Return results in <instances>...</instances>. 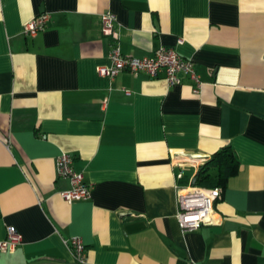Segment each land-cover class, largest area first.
I'll list each match as a JSON object with an SVG mask.
<instances>
[{
    "label": "crops",
    "instance_id": "1",
    "mask_svg": "<svg viewBox=\"0 0 264 264\" xmlns=\"http://www.w3.org/2000/svg\"><path fill=\"white\" fill-rule=\"evenodd\" d=\"M50 15L35 38L25 27ZM112 13L123 54L162 47L195 63L202 82L122 72L110 79ZM183 41L182 44L179 42ZM231 146L241 167L216 223L184 233L178 187ZM61 154L91 187L68 203ZM0 264H264V0H0Z\"/></svg>",
    "mask_w": 264,
    "mask_h": 264
},
{
    "label": "built area",
    "instance_id": "2",
    "mask_svg": "<svg viewBox=\"0 0 264 264\" xmlns=\"http://www.w3.org/2000/svg\"><path fill=\"white\" fill-rule=\"evenodd\" d=\"M102 31L113 40V48L110 53V64L99 67V74L110 79L116 78L122 72H129L135 76L146 74L153 79L163 78L171 87L181 84L184 78L194 82L193 92L198 95L202 89V82L196 72L195 63L180 55L175 48L162 47L153 56L135 58L123 54L120 46V34L116 28V17L112 13H106L102 17ZM50 22L48 13H41L25 27V34L35 38L43 32ZM180 44L183 41L179 42ZM175 164L180 171L177 179L184 177L185 166L198 167L194 159L186 156L174 157ZM57 174L60 178L69 181V189L60 193L63 200L68 203L74 201L89 200L91 187L85 183L81 173H77L73 167V157L69 154H61L57 159ZM219 193L216 189H209L195 184L178 187L179 212L177 219L184 233L200 230L204 226L216 223V203ZM22 236L13 227L7 229V237L0 241V252H13L22 244ZM78 264H87L85 245L81 238L73 237L67 241Z\"/></svg>",
    "mask_w": 264,
    "mask_h": 264
},
{
    "label": "trees",
    "instance_id": "3",
    "mask_svg": "<svg viewBox=\"0 0 264 264\" xmlns=\"http://www.w3.org/2000/svg\"><path fill=\"white\" fill-rule=\"evenodd\" d=\"M241 164L231 146L221 148L201 167L195 185L218 190L220 201L231 178L237 176Z\"/></svg>",
    "mask_w": 264,
    "mask_h": 264
}]
</instances>
